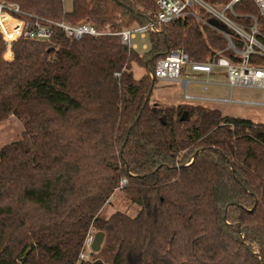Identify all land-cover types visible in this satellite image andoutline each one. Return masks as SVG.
Segmentation results:
<instances>
[{"label":"trees","instance_id":"16d2710c","mask_svg":"<svg viewBox=\"0 0 264 264\" xmlns=\"http://www.w3.org/2000/svg\"><path fill=\"white\" fill-rule=\"evenodd\" d=\"M2 1L100 33L145 26L157 12L156 0H72L69 12L62 0ZM234 10L264 35L252 0ZM148 35L140 53L117 35L72 41L57 29L14 43L6 61L0 34V123L16 117L25 129L0 149V264H264V124L165 104L151 77L174 50L198 63L239 56L192 16ZM120 192L137 212L105 216ZM96 235L101 246L81 259Z\"/></svg>","mask_w":264,"mask_h":264},{"label":"built area","instance_id":"2783aa9c","mask_svg":"<svg viewBox=\"0 0 264 264\" xmlns=\"http://www.w3.org/2000/svg\"><path fill=\"white\" fill-rule=\"evenodd\" d=\"M63 1V0H62ZM242 0H231L225 5H214L205 0H156L157 12L152 20L145 26H133L124 29L119 33H100L94 26L88 23L72 25L63 22H54L42 18L28 15L22 11L20 6L0 0V34L6 43L7 52L11 51L14 43L24 41L46 42L49 41L58 29L69 40L79 41L85 36L99 37L103 35H117L120 37L123 46L129 50H136L133 43L136 35L142 38L149 32H157L159 27L167 25L175 20L192 16L201 24L220 33L228 43V49L233 50L240 58L236 64L231 63L227 58L217 53L209 62L198 63L189 59V56L182 50H174L168 56L158 60L155 70L151 73L152 79L160 82L172 83L179 81L181 72L187 66L191 72L207 76V80L201 82L204 91H209L210 77L220 70H224L227 75L226 85L231 89L235 87H253L264 89V67H255L252 60L255 57L264 59V35L258 30L256 17L249 15L252 23L246 25L237 21L240 18L234 8ZM258 14L264 19V0H252ZM225 28L220 29L213 25ZM232 34H236L240 39L241 46L237 47L233 41ZM118 75V74H117ZM119 76V75H118ZM185 90V100H197L188 94L189 82L183 81ZM212 102H225L223 99H206ZM231 103L239 104L230 99ZM229 102V103H230ZM254 106H264V104L251 103ZM126 185V181L121 182V187ZM94 237L89 236L86 241V248H90ZM92 245V244H91ZM83 254L81 259H85Z\"/></svg>","mask_w":264,"mask_h":264},{"label":"rangeland","instance_id":"374dc122","mask_svg":"<svg viewBox=\"0 0 264 264\" xmlns=\"http://www.w3.org/2000/svg\"><path fill=\"white\" fill-rule=\"evenodd\" d=\"M66 10L69 12L72 10V0H63ZM136 50L140 53H144L150 49L149 35L146 34L144 38L140 34L136 35L133 40ZM4 58L14 59L12 51L5 53ZM12 59V60H13ZM11 60V61H12ZM139 72H137L138 75ZM207 80V76L199 73H193L186 66L181 72L179 81L172 83H158L157 91H155V97L157 93L163 96V103L174 102L178 104L187 105H202L210 108H217L222 111L224 116L232 118H240L249 120L257 124H264V106H254L251 103L264 104V89L253 87H235L232 94L231 89L226 85L228 83L227 75L224 70L217 71L210 77L209 91H204V85L201 82ZM183 81L189 82L188 94L192 97L198 98L197 100H185V90L183 87ZM206 99H223L225 102H212ZM230 99L239 104L231 103ZM230 102V103H229ZM162 103V104H163ZM165 103V104H166ZM24 125L16 117H11L8 120L0 123V149L6 144L18 141L24 133ZM122 192L118 193L119 197L114 205L108 207L105 212V216L111 215L117 210H129L130 215H134L137 210L129 205V202H123L120 200ZM95 234V233H92ZM93 241V240H92ZM90 243V247H91ZM91 252L90 248H86L85 256L88 259Z\"/></svg>","mask_w":264,"mask_h":264},{"label":"water","instance_id":"95a60500","mask_svg":"<svg viewBox=\"0 0 264 264\" xmlns=\"http://www.w3.org/2000/svg\"><path fill=\"white\" fill-rule=\"evenodd\" d=\"M213 25L216 26V27H218V28H220V29H223V30L226 31L225 28H222V27L218 26V24L215 23V22L213 23ZM16 78H17V76L13 79V81H14ZM184 120H185V117L182 118V121H184ZM102 241H103V236H101V235H96V236L94 237V239H93V243H92V245H91V249H92L93 251H96L97 249H99V246H101Z\"/></svg>","mask_w":264,"mask_h":264},{"label":"crops","instance_id":"0c3cea01","mask_svg":"<svg viewBox=\"0 0 264 264\" xmlns=\"http://www.w3.org/2000/svg\"><path fill=\"white\" fill-rule=\"evenodd\" d=\"M30 55H32V56H34L35 57V62H36V60H37V56L36 55H33V54H30ZM13 59V58H12ZM12 59H8V60H12Z\"/></svg>","mask_w":264,"mask_h":264}]
</instances>
